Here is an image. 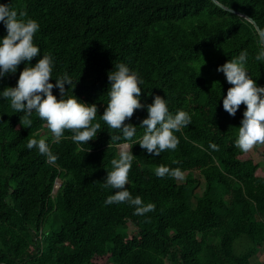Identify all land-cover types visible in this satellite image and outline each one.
I'll use <instances>...</instances> for the list:
<instances>
[{
	"label": "trees",
	"instance_id": "16d2710c",
	"mask_svg": "<svg viewBox=\"0 0 264 264\" xmlns=\"http://www.w3.org/2000/svg\"><path fill=\"white\" fill-rule=\"evenodd\" d=\"M218 1L264 30V0ZM0 3L39 22L34 42L55 56L54 77L72 76L74 94L97 105L101 125L79 148L66 130V138L50 143L56 159L49 161L26 147L31 138L50 141L46 122L35 113L30 123L21 122L23 114L0 100V264H251L264 245V166L234 146L246 106L235 116L223 109L221 96L232 85L217 67L247 50L248 67L264 86L255 26L212 0ZM6 34L0 22V37ZM121 62L144 79L141 103L160 95L171 112L190 113L191 124L175 133V150L151 156L136 144L139 127L130 141L111 140L119 130L100 115L108 73ZM23 68L0 79V91L15 86ZM53 94L59 98L58 89ZM146 116V109H137L125 123L138 126ZM124 143L135 155L125 187L154 205L144 215L127 203H104L113 190L102 182ZM162 164L183 177H157L154 169Z\"/></svg>",
	"mask_w": 264,
	"mask_h": 264
},
{
	"label": "clouds",
	"instance_id": "9594fccd",
	"mask_svg": "<svg viewBox=\"0 0 264 264\" xmlns=\"http://www.w3.org/2000/svg\"><path fill=\"white\" fill-rule=\"evenodd\" d=\"M251 20V18H248ZM0 22L6 29V35L0 37V79L8 74H15L20 64V71L15 86L5 87L0 91V100L9 102L15 113H22L21 122L30 123L35 113L45 121L51 133L50 141L44 138H31L27 141V149L35 148L39 154L49 161L53 155L50 143H59L65 137V131L71 132V140L81 147L89 144L97 137L101 125L96 122L98 108L95 103L81 101L73 92L76 87L68 72L55 75L56 58L48 53H41L39 45L34 42L40 24L36 19L27 17L23 11H17L12 3H0ZM259 36L258 50L255 60L264 63V30H257ZM42 56L35 64L34 57ZM247 50L240 51L226 63L217 67L226 81L232 85L227 94L222 95L223 109L235 116L240 105L246 107L238 127L234 146L247 153L254 146L264 144V86L257 83L248 67ZM202 67V66H201ZM55 80V84L50 82ZM109 88L106 108L100 115L109 129L119 130L120 135L111 136V140L130 141L136 135L138 127L143 134L136 142L151 156H159L165 150H175L179 138L175 133L191 124V115L185 110L175 113L169 110L167 97L156 95L152 103H141V91L144 79L140 73L131 69L126 63H115L114 69L108 73ZM66 85L69 87L66 88ZM58 89V96L53 89ZM220 98V99H221ZM137 109H146L147 116L139 125L125 123ZM214 151L219 147L215 143L208 145ZM134 156L128 150L127 143L121 145L118 158L111 160V170L103 179V187L113 190L104 201L105 205L127 203L134 208V214L144 215L154 210L152 203L145 204L140 196L131 194L128 187L129 172ZM157 177H180V169H170L167 165H158L154 169Z\"/></svg>",
	"mask_w": 264,
	"mask_h": 264
},
{
	"label": "rangeland",
	"instance_id": "374dc122",
	"mask_svg": "<svg viewBox=\"0 0 264 264\" xmlns=\"http://www.w3.org/2000/svg\"><path fill=\"white\" fill-rule=\"evenodd\" d=\"M127 146L129 148L128 144H127ZM119 149L121 150V145L119 146ZM249 153H250L249 157L251 159H253L255 161V163H261L262 164L261 166H264V144L254 146L253 149H251L249 151ZM59 183L60 182L58 180L55 184V191L57 190ZM199 192H200L199 194H201L202 191L200 190ZM135 232H136V228L134 226L130 225L129 226V233L132 234ZM212 242L217 243L218 241L215 239H212ZM261 263H264V245L259 248L257 255L251 259V264H261Z\"/></svg>",
	"mask_w": 264,
	"mask_h": 264
},
{
	"label": "water",
	"instance_id": "95a60500",
	"mask_svg": "<svg viewBox=\"0 0 264 264\" xmlns=\"http://www.w3.org/2000/svg\"><path fill=\"white\" fill-rule=\"evenodd\" d=\"M212 1H213L216 5H218L219 7H221L222 9H224V10H226V11H230V12H232V13H234V14H237V15H239V16H241V17L247 19L249 22H251V23L255 26L256 30L260 29V27L256 24V22H255L252 18H251V20L248 19V18H250V17H248L247 15L242 14V13L239 12V11H236V10H233V9L229 8L228 6H226V5L222 4L221 2H219L218 0H212ZM260 30H261V29H260Z\"/></svg>",
	"mask_w": 264,
	"mask_h": 264
}]
</instances>
